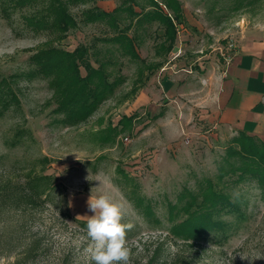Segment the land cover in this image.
Listing matches in <instances>:
<instances>
[{
  "label": "rangeland",
  "instance_id": "374dc122",
  "mask_svg": "<svg viewBox=\"0 0 264 264\" xmlns=\"http://www.w3.org/2000/svg\"><path fill=\"white\" fill-rule=\"evenodd\" d=\"M178 1L185 22L166 63L150 76L144 63L120 58L125 81L114 96L86 122L64 127L48 81L28 75L29 56L51 40L69 51L103 47L96 39L106 25L79 22L58 42L27 28L22 11L3 12L0 0V78L14 92L0 110V186H22L29 172L52 180L35 205L17 209L0 199V264H93L82 224L93 215L89 197L99 195L119 203L123 222L134 225L129 264H264V186L241 178L236 135L203 124L197 112L207 100L200 86L224 58L244 42L264 41V0ZM121 2L93 5L109 12ZM91 5L71 13L79 20ZM155 38L156 24L139 48L146 64L164 58Z\"/></svg>",
  "mask_w": 264,
  "mask_h": 264
},
{
  "label": "trees",
  "instance_id": "16d2710c",
  "mask_svg": "<svg viewBox=\"0 0 264 264\" xmlns=\"http://www.w3.org/2000/svg\"><path fill=\"white\" fill-rule=\"evenodd\" d=\"M93 2L95 0H3V12L22 11L27 28L37 34L46 32L58 42L65 39L68 33L77 30L79 22L103 23L107 27L105 35L96 39L103 47H96L95 43L79 44L69 51L61 48L60 44L53 45L51 40L29 56L31 71L28 75L48 81L56 104L53 113L62 116L58 121L64 127H75L86 122L102 103L114 96L117 88L125 81L119 74L123 65L120 58L126 57L136 64L144 63V69L152 76L155 70L166 63V56L172 51L176 40L177 26L185 22L178 0H145L146 4L140 0H122L109 12L93 5ZM89 4L92 5L81 10L79 20L71 13L73 7ZM154 24L155 39L160 40L155 44V54L164 58L146 64L140 57L139 48L143 37ZM140 74L142 78L144 74L141 68L138 70ZM137 88L135 85L131 92L134 93ZM13 94L10 82L0 78L1 111L7 107L6 99L14 98ZM23 133L18 130L15 136H23ZM234 143L239 148L235 158L244 161L240 166L241 178L264 186V143L243 134L236 135ZM229 156L234 157V152H230ZM248 162L251 163L249 167L244 165ZM51 183L50 176L29 172L22 186L1 185L0 199L3 204H13V208L17 209L23 205H35L42 196L50 194ZM213 203L215 206L217 202L213 201L211 205ZM82 227L87 229V225L82 224Z\"/></svg>",
  "mask_w": 264,
  "mask_h": 264
},
{
  "label": "crops",
  "instance_id": "0c3cea01",
  "mask_svg": "<svg viewBox=\"0 0 264 264\" xmlns=\"http://www.w3.org/2000/svg\"><path fill=\"white\" fill-rule=\"evenodd\" d=\"M228 56L214 79L208 72L202 75L212 82L200 86L207 100L197 110L198 120L221 132L264 143V41L244 42Z\"/></svg>",
  "mask_w": 264,
  "mask_h": 264
},
{
  "label": "clouds",
  "instance_id": "9594fccd",
  "mask_svg": "<svg viewBox=\"0 0 264 264\" xmlns=\"http://www.w3.org/2000/svg\"><path fill=\"white\" fill-rule=\"evenodd\" d=\"M68 206L72 207L71 199ZM88 208L93 215L87 220V235L91 241L87 251L93 264H129L131 249L127 243V232L134 225L123 222L121 205L108 195H99L89 197Z\"/></svg>",
  "mask_w": 264,
  "mask_h": 264
},
{
  "label": "built area",
  "instance_id": "2783aa9c",
  "mask_svg": "<svg viewBox=\"0 0 264 264\" xmlns=\"http://www.w3.org/2000/svg\"><path fill=\"white\" fill-rule=\"evenodd\" d=\"M228 55H227V57L226 58H224V61H225V63H227L228 62Z\"/></svg>",
  "mask_w": 264,
  "mask_h": 264
}]
</instances>
